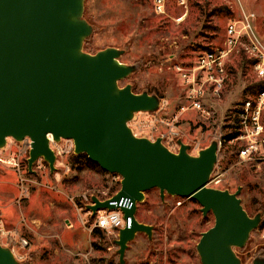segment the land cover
Wrapping results in <instances>:
<instances>
[{"label": "rangeland", "instance_id": "1", "mask_svg": "<svg viewBox=\"0 0 264 264\" xmlns=\"http://www.w3.org/2000/svg\"><path fill=\"white\" fill-rule=\"evenodd\" d=\"M162 2L164 8L159 11L157 0H85L84 17L93 25V32L86 38L84 49L90 53L110 46L124 49L120 61L136 69L119 85L131 84L134 92L148 91L167 102L163 112L135 114L129 122L135 135L155 140L170 130L161 120L176 118L178 137L162 140L172 151H177L175 141L179 140L190 145L189 152L195 155L212 141L219 142L218 160L208 186L231 192L241 187L244 208L251 216L262 215L245 246L235 247L242 264H252L255 258L264 257V144L259 141L257 152L243 158L240 149L247 140L226 141L223 136L230 132L224 125L235 119L236 105L256 93L257 89L245 92L257 79L249 65L240 66L243 56L250 58L240 44L231 57L234 73L227 88L218 95L205 92L199 110L192 109L186 99L178 66L196 62L205 47L221 45L227 23L241 19L243 12L256 14L254 30L264 44V0ZM182 106L188 109L180 113ZM262 125L264 139V108ZM14 140L8 138L7 148H0V155L11 158L17 154L19 145ZM71 157H60L54 171L44 158L37 166L33 164L32 170L25 158L21 170L0 163V238L20 264H121L115 243L119 233L106 229L93 232V220H83L90 215L82 202L83 195H114L121 181L110 172L72 169ZM65 164H70V171L66 172ZM21 177L29 179L28 197L20 194ZM137 205L136 218L153 226L152 236L137 232L128 242L125 264H202L197 244L202 233L214 225L212 211L204 215L194 198L167 192L162 197L157 187L147 190ZM23 237L28 240L25 245Z\"/></svg>", "mask_w": 264, "mask_h": 264}, {"label": "water", "instance_id": "2", "mask_svg": "<svg viewBox=\"0 0 264 264\" xmlns=\"http://www.w3.org/2000/svg\"><path fill=\"white\" fill-rule=\"evenodd\" d=\"M84 8L85 0H0V148L9 137L29 136V169L43 157L54 171L56 155L48 134L56 141L72 138L77 154L86 153L103 170L120 174V189L104 200L93 195L88 209L95 214L120 207L124 218H131L115 239L121 264L137 232L152 236L153 226L140 222L136 212L145 192L155 187L162 197L167 192L194 198L204 215L213 212L214 225L197 244L202 264H242L235 247L245 246L262 215L251 216L244 208L241 187L231 192L208 186L219 142L195 155L182 140L174 152L161 137L135 135L129 122L137 112L156 111L161 97L119 85L136 69L120 61L124 49H84L93 32ZM0 264H20L1 238ZM252 264H264V257Z\"/></svg>", "mask_w": 264, "mask_h": 264}, {"label": "built area", "instance_id": "3", "mask_svg": "<svg viewBox=\"0 0 264 264\" xmlns=\"http://www.w3.org/2000/svg\"><path fill=\"white\" fill-rule=\"evenodd\" d=\"M157 2L159 11H163L164 3L162 0H157ZM183 3L184 1L182 4ZM255 18L256 14L254 12H243L241 19H231L225 27V40L221 45H214L202 50L197 56L196 62L189 66H178V71L186 86V99L190 102V107H192V109L199 110L202 108L200 98L205 95V92H212L218 95L227 87L232 76L233 63L231 57L234 54L233 51L236 49L238 51L239 45L242 43L244 44L242 46L246 48L248 57L251 59L248 64L252 69V74L256 77L257 82L262 83V86L257 88L256 93H253V95L248 96L246 99H242L236 105L237 109L234 118L237 119L241 127V134L237 138L245 139L248 143L240 149V156L243 158H251L252 155L257 152L256 143L260 141L264 144V139L261 138L263 132L262 111L264 108V44L254 30L253 21ZM166 106L167 102L161 99L159 108L155 113H159L160 111L163 112ZM187 109L186 106H182L180 113L185 112ZM176 120V118L173 121L161 120L170 127L167 133L161 135L162 140L174 141L178 137L179 131L176 126ZM48 138L50 147L56 155L55 163L59 162L58 159L60 157H70L77 154L75 152L74 139L61 138L59 141H56L52 134H48ZM14 141L19 145L17 154L11 158L0 155V163L11 165L21 170V160L24 158L27 161L29 160L33 140L31 137L26 136L23 140ZM175 146L177 147V151L175 152H178L180 149L179 141H175ZM167 147L170 149L169 146ZM6 148L7 147L4 149ZM40 160H43V157L38 158L34 162V166H37V162ZM64 166L66 172L70 171V164H65ZM27 168L29 169L28 165ZM113 174L121 181L122 176L120 174ZM28 180L29 179L26 177H21L20 179L19 189L22 197L29 196L30 187L26 185ZM100 199L104 200L107 198ZM82 202L84 208H86V213L90 215L86 220H83L86 223L90 222L92 219L93 222H91V225L93 229L115 230L119 233L121 228L130 226L131 224V218L129 217L128 220H126L120 207L116 209H100L93 214L92 211L88 209L89 204H94L92 196L83 195ZM112 203L116 204V201ZM22 243L25 245L28 243V240L23 237Z\"/></svg>", "mask_w": 264, "mask_h": 264}, {"label": "trees", "instance_id": "4", "mask_svg": "<svg viewBox=\"0 0 264 264\" xmlns=\"http://www.w3.org/2000/svg\"><path fill=\"white\" fill-rule=\"evenodd\" d=\"M202 47L204 48L205 46H202ZM205 48H209V47H205ZM242 58L243 59L240 62V66L243 64L244 67L247 68L246 65H249L247 63H249L250 62L249 60H251V59H248L245 56H243ZM232 72L234 73V66H232ZM260 86H262V83H260V82L253 83L252 85H249L246 87L245 92L246 93H252L255 89L259 88ZM247 97H248V95L246 96V98ZM243 98L246 99L245 97H243ZM236 109H237V107H235L233 109V111L235 112ZM224 128H228L230 130V132L223 134L224 139H226V141L236 139L241 134V130H240L241 127H240L236 118L234 120H232L230 123L225 124ZM71 158H72L71 159L72 169L80 171V170H84L86 168H93L100 173L108 174V172L103 170L98 163L92 161L86 153L76 154V155L72 156ZM99 230H100V228H95L93 230V232H97Z\"/></svg>", "mask_w": 264, "mask_h": 264}, {"label": "crops", "instance_id": "5", "mask_svg": "<svg viewBox=\"0 0 264 264\" xmlns=\"http://www.w3.org/2000/svg\"><path fill=\"white\" fill-rule=\"evenodd\" d=\"M19 191V190H18Z\"/></svg>", "mask_w": 264, "mask_h": 264}]
</instances>
